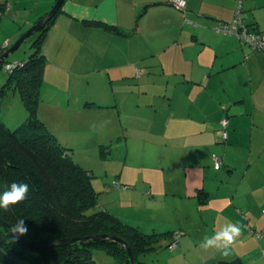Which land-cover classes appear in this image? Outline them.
I'll return each instance as SVG.
<instances>
[{"label": "crops", "instance_id": "0c3cea01", "mask_svg": "<svg viewBox=\"0 0 264 264\" xmlns=\"http://www.w3.org/2000/svg\"><path fill=\"white\" fill-rule=\"evenodd\" d=\"M55 1L0 0L5 49ZM238 1L186 0L183 14L167 0H64L42 44L39 119L91 172L100 208L144 234L167 233L142 255L146 264H264L253 233L264 234V52L213 29L231 22ZM240 1L264 37V0ZM14 50L5 60H24L26 50ZM6 107L0 118L14 128L26 112ZM112 176L135 186L95 189ZM228 224L241 231L227 256L202 246ZM172 231L180 236L170 250Z\"/></svg>", "mask_w": 264, "mask_h": 264}, {"label": "trees", "instance_id": "16d2710c", "mask_svg": "<svg viewBox=\"0 0 264 264\" xmlns=\"http://www.w3.org/2000/svg\"><path fill=\"white\" fill-rule=\"evenodd\" d=\"M185 11L180 12L185 14ZM59 12L60 8L42 29L34 33L36 38L31 43L32 51L27 59L16 61V66L10 70L5 69L8 76L0 87V111L8 92L16 91L26 116L14 128H9L0 118V192L6 191L13 182H24L29 185V195L25 200L10 205L7 210H0V219L11 226L23 219L27 231L19 234L20 237L36 244L100 234L116 236L130 246L136 264H146L140 260V256L152 250L155 243L167 233L144 234L100 208L97 193L92 186L91 172L73 160L69 149L39 119V90L43 83L45 66L42 44ZM1 14L2 12L0 16ZM188 21L196 25L194 21ZM83 23L86 26L102 27L113 33L125 34L118 28L97 20H84ZM246 45L253 51L264 52V49L258 50L247 43ZM3 63L11 62L4 60L0 67ZM223 120H226L225 125L222 124ZM227 123L226 117L219 121L223 141L227 139ZM223 133L226 134L225 137ZM198 195L201 203L207 198L200 192ZM173 237L172 231L169 233L168 249ZM259 239L264 241V238ZM93 250L102 251L112 257L113 264H130L123 246L110 240H88L35 250L20 245L9 234L8 228L0 225V264H95ZM226 264L241 263L232 261Z\"/></svg>", "mask_w": 264, "mask_h": 264}, {"label": "built area", "instance_id": "2783aa9c", "mask_svg": "<svg viewBox=\"0 0 264 264\" xmlns=\"http://www.w3.org/2000/svg\"><path fill=\"white\" fill-rule=\"evenodd\" d=\"M167 2L172 5L173 7H175L177 10L180 11H185L186 10V5L187 2L186 0H167ZM241 1H238V5H237V9H236V15L234 17V19L231 22H218L216 24V26L214 27V30L216 32H220V33H226V34H234L235 36H237V38L241 39V41L249 44L252 48H256L258 50H262L264 49V37L255 32L250 30L241 15ZM189 23H191L190 21H188ZM8 46V40H4L0 43V54L3 52V50ZM16 62L14 63H5L4 64V68L6 70H10L11 68H14V66H16ZM222 124L225 125L226 124V120L222 121ZM225 133H223V136L225 137ZM212 161H213V167L215 169L220 168L221 166V158L216 155L213 154L212 155ZM113 187H121V188H126V185L121 184L118 180H115L112 184ZM255 235L258 238H264V236H262L259 233H255ZM179 233H174V237L171 240V243L169 244V249H173L175 248V246L178 243V238H179ZM262 253L264 255V249H262Z\"/></svg>", "mask_w": 264, "mask_h": 264}, {"label": "water", "instance_id": "95a60500", "mask_svg": "<svg viewBox=\"0 0 264 264\" xmlns=\"http://www.w3.org/2000/svg\"><path fill=\"white\" fill-rule=\"evenodd\" d=\"M64 0H56L50 10L42 16L35 24H33L30 28H28L13 44H11L7 49H5L1 54H0V63H2L6 56L15 48H17L23 41L26 40L27 37L30 35L36 33L40 29L44 27V25L57 13L59 8L61 7L62 3ZM0 225L8 228L9 234L22 246L30 248V249H35V250H41L45 249L54 245H66V244H71V243H76V242H85L88 240H98V239H106L113 241L115 243H118L123 246L126 254L129 257L130 264H136L135 263V257L130 249V246L121 238H118L116 236H111L107 234H100V235H93V236H86V237H70L66 239H57L54 241H49L47 243H30L25 240H23L18 233H13L12 232V226L0 219Z\"/></svg>", "mask_w": 264, "mask_h": 264}, {"label": "clouds", "instance_id": "9594fccd", "mask_svg": "<svg viewBox=\"0 0 264 264\" xmlns=\"http://www.w3.org/2000/svg\"><path fill=\"white\" fill-rule=\"evenodd\" d=\"M28 195L29 185L27 183H11L6 191L0 192V210H7L10 205H14L25 200ZM26 231L27 229L23 219L19 220L12 226L13 233L24 234ZM240 231L241 230L237 225L228 224L221 231L215 233L214 236L206 237L202 246L206 249L213 246L221 248L223 250V255L227 256L229 254L230 245L233 243L235 238L240 235Z\"/></svg>", "mask_w": 264, "mask_h": 264}, {"label": "rangeland", "instance_id": "374dc122", "mask_svg": "<svg viewBox=\"0 0 264 264\" xmlns=\"http://www.w3.org/2000/svg\"><path fill=\"white\" fill-rule=\"evenodd\" d=\"M242 16L244 17V12H242ZM35 36L34 34L30 35L29 37L26 38L25 41H23L17 49H15L13 51L14 52H19V51H22L24 52V50H26V52H24L25 54V57L24 59H27L29 53H31L32 49L30 48L31 47V43L32 41L34 40ZM18 39V38H17ZM16 39V40H17ZM15 40V41H16ZM14 41V42H15ZM13 42V43H14ZM7 58H10V55L9 57ZM1 64V63H0ZM4 64H2V66L0 67V87L2 86V84L5 82V80L7 79V72L5 71V68H4ZM9 94V93H8ZM16 95L14 94H9L8 96L6 95L5 98L3 99V102L1 104V111L0 113H4L6 111V109H8L6 106L9 105V103L11 105H13V112H9V116H14L17 112L19 111H22V112H25L24 110V107L22 106V103H21V100H20V97L17 93H15ZM14 98L15 100V103L12 104V99ZM9 110V109H8ZM8 118V116H7ZM95 163V162H94ZM96 165V163L94 164ZM101 179V178H100ZM115 180H118L116 177L114 178V176H112V178L110 177L108 180H104V178L102 179V183L100 186L97 185V188L95 187V189H98L101 187V189L103 188L105 190V192H103V194H106V192H114V191H120L122 190L121 192H125L128 188V191L129 192L130 190H132V187L135 186V184L133 183L134 180L131 182L129 180H122L125 182V184L127 183V187L126 188H121V187H113L112 184ZM110 188H114V189H111ZM138 188V187H137ZM126 189V190H125ZM127 195H129V193H127ZM121 197L124 198V195H122ZM172 250V249H170ZM92 255H93V259L95 261V264H113L114 263V260L112 257L106 255L104 252L102 251H99V250H93L92 251ZM142 255L140 256V259H141Z\"/></svg>", "mask_w": 264, "mask_h": 264}, {"label": "bare ground", "instance_id": "6f19581e", "mask_svg": "<svg viewBox=\"0 0 264 264\" xmlns=\"http://www.w3.org/2000/svg\"><path fill=\"white\" fill-rule=\"evenodd\" d=\"M224 34H226V33H224Z\"/></svg>", "mask_w": 264, "mask_h": 264}]
</instances>
